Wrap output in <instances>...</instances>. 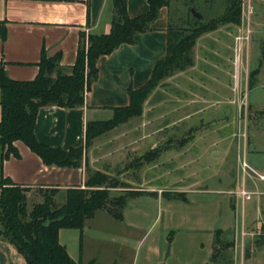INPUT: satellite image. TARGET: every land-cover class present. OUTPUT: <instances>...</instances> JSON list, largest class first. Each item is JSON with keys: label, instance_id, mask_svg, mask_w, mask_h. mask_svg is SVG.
<instances>
[{"label": "rangeland", "instance_id": "rangeland-1", "mask_svg": "<svg viewBox=\"0 0 264 264\" xmlns=\"http://www.w3.org/2000/svg\"><path fill=\"white\" fill-rule=\"evenodd\" d=\"M251 6L253 14L246 22L247 0H169L171 26L185 34L208 29L188 52L190 64L162 78L138 116L94 137L84 150L82 163L87 161L89 174L100 171L126 187L111 190L110 196L141 192L127 199L122 222L102 211L81 236L77 229L64 231L62 241L74 256L83 252L86 258L98 256L116 264H202L199 260H209L213 238L221 230L224 240L214 246L221 253L218 264H252L251 256L258 253L264 261V181L241 170L244 159L264 174V0H251ZM216 37L219 44L232 43L233 65H221L223 72L215 69L211 55L209 69L198 59L205 42L215 51ZM227 89L233 96L226 95ZM215 90H222V102L229 99L235 107L223 109L221 119L203 118L198 102L209 99L206 91ZM111 118L103 116L105 121ZM214 131L223 140L199 138ZM243 179L244 191L253 194L233 209L230 187ZM196 189L213 193L190 194L187 204L168 200H181L186 190ZM46 190L30 189L29 209L43 201ZM53 200L62 203L59 193ZM242 227L250 234L243 242ZM227 242L232 245L226 247Z\"/></svg>", "mask_w": 264, "mask_h": 264}, {"label": "crops", "instance_id": "crops-1", "mask_svg": "<svg viewBox=\"0 0 264 264\" xmlns=\"http://www.w3.org/2000/svg\"><path fill=\"white\" fill-rule=\"evenodd\" d=\"M113 1L0 0V35L5 31V38L0 39V62L4 63L7 77L16 81L33 80L38 72V63L43 49L47 58H53L57 53H60V65L63 71L68 73V69L75 63L80 32L96 35L109 33ZM249 3L251 5V0ZM126 10L129 17L142 15L148 11L147 0H126ZM168 24L169 18L166 8H162L158 18L152 24V31L137 34L133 44H123L111 54L99 57L97 61L98 76L89 91L85 93L83 106L73 109L55 106L41 108L37 113L34 125L36 139L42 144L64 150L83 146L86 124L94 121H105L103 119L105 114L109 118L112 117L115 108L128 105V89H138L148 81L154 65L165 56ZM204 37L208 38L207 34ZM219 42L216 37L214 52L207 42L202 44L198 48V59L206 65V69H209L208 65L211 63L208 58L211 55L216 61L215 69L223 72L224 70L220 68L221 65L224 63L230 67L233 65V50L232 43L224 45L219 44ZM200 52L202 56H200ZM206 69L204 70L206 71ZM228 74L231 75V73ZM224 92L228 97L232 95V91L229 89L224 90ZM221 95L222 90L206 91V97L209 99H205L203 103L202 101L198 102L201 107L198 113L203 115V118L212 116L217 120L222 118L223 109L232 111L235 107L232 101L227 99L228 101L222 102L218 98L222 97ZM203 124H209V122L206 121ZM212 126L217 129V122H213ZM212 137L223 140L217 131H214L209 137L199 138ZM14 145L18 157H8L2 166L3 175L13 183L27 187L29 190L32 188L57 189L62 199L61 202L66 189L84 188L86 180L84 161L78 168L46 166L22 142H15ZM248 173L243 174L249 175ZM166 174L171 175L172 172L167 171ZM234 186L232 189L230 187V194L234 196L231 206L233 209L237 207L240 201L241 203L246 201L240 194L241 189L243 191L246 189L245 179L241 181V185L236 186L235 183ZM183 190L185 192V188ZM188 190L181 200L170 198L168 200H177L187 204L190 194L213 193V191L200 189ZM249 193L253 194L251 191ZM102 211H96L92 218L85 221L82 230H79L80 236L83 229L93 223L98 217L97 215H100L98 213ZM102 213L112 218L105 211ZM117 221H123V212L122 219ZM66 230L71 229H61L58 240L72 259L83 263L95 261L98 264H116L114 260L102 262L98 256L86 258L83 256V252L74 256L67 249L66 243L62 241L63 232ZM161 255L160 250L159 256L161 257ZM250 259L252 264H264L259 253L252 255ZM199 261L206 264L208 260L204 257ZM158 263H162L161 260H158ZM0 264H27L25 257L15 246L1 236Z\"/></svg>", "mask_w": 264, "mask_h": 264}, {"label": "trees", "instance_id": "trees-1", "mask_svg": "<svg viewBox=\"0 0 264 264\" xmlns=\"http://www.w3.org/2000/svg\"><path fill=\"white\" fill-rule=\"evenodd\" d=\"M147 3L146 13L129 17L126 0H114L109 33L96 35L80 32L75 63L68 69V73L60 65V53L47 58L44 49L37 75L30 81L8 78L4 63L0 62V236L15 246L25 257L27 264H98L95 261L83 263L72 259L59 243V231L82 230L85 221L99 210L121 220L127 199L141 192L129 190L119 196H110L111 190L126 187L100 171L89 174L87 161L84 159L88 175L83 189H66L59 205L53 200V195L59 190L47 189L43 191V201L33 204L29 209V188L6 178L2 166L8 157H18L14 143L19 141L46 166L80 167L84 150L94 137L138 116L143 101L158 82L172 71L181 70L190 64L188 52L198 35L208 28H202L198 24L200 28L185 34V31L168 24L165 56L154 65L148 81L138 89H128V105L115 108L110 120L88 122L83 146L64 150L42 144L36 139L34 125L38 111L52 106L64 109L82 107L85 93L97 79L99 57L111 54L123 44H133L137 34L152 31V24L158 18L160 10L168 6L169 0H147ZM197 23L200 21L197 20ZM4 38L5 31L0 35L1 40ZM49 193L53 195L50 196ZM216 234L214 246L224 240L221 231ZM231 245V242H227L226 247ZM220 255L219 250L213 249L206 264H218Z\"/></svg>", "mask_w": 264, "mask_h": 264}, {"label": "built area", "instance_id": "built-area-1", "mask_svg": "<svg viewBox=\"0 0 264 264\" xmlns=\"http://www.w3.org/2000/svg\"><path fill=\"white\" fill-rule=\"evenodd\" d=\"M247 12H246V22H249V18H250V16H251V14L253 13V9H252V7H251V5H250V3H249V0H247ZM248 34H249V31H248ZM241 40V39H240ZM241 169H242V172H244V173H246V172H251V173H253L254 175H256V177H257V179L258 180H260V181H264V174H258V173H256L253 169H251L250 167H249V165L245 162V160L244 159H242L241 160ZM240 194H241V196L245 199V200H248V199H250V196H251V194L250 193H247V192H245V191H241L240 192ZM251 234H254V233H251ZM248 235H250V234H248L246 231H245V228L244 227H242V230H241V234H240V236H241V238H240V240L243 242V240H244V238L245 237H247Z\"/></svg>", "mask_w": 264, "mask_h": 264}, {"label": "water", "instance_id": "water-1", "mask_svg": "<svg viewBox=\"0 0 264 264\" xmlns=\"http://www.w3.org/2000/svg\"><path fill=\"white\" fill-rule=\"evenodd\" d=\"M191 13L196 19H201V16L197 14L193 9L191 10Z\"/></svg>", "mask_w": 264, "mask_h": 264}]
</instances>
